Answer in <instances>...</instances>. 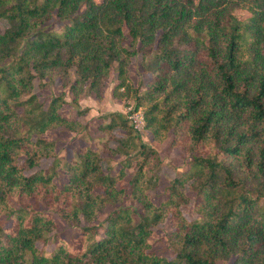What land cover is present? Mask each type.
<instances>
[{"label":"trees","instance_id":"trees-1","mask_svg":"<svg viewBox=\"0 0 264 264\" xmlns=\"http://www.w3.org/2000/svg\"><path fill=\"white\" fill-rule=\"evenodd\" d=\"M0 20V264H264V0H0ZM137 57L149 77L135 87ZM113 69L115 96L143 110L156 141L172 135L190 155L159 202L161 158L119 113L104 116V136L65 160L56 182L64 159L42 135L83 126L62 115V96L41 102L35 81L102 98ZM103 153L121 156L120 169L105 173ZM44 159L48 169L25 174ZM56 217L79 231L49 251ZM165 221L171 257L150 242Z\"/></svg>","mask_w":264,"mask_h":264},{"label":"rangeland","instance_id":"rangeland-1","mask_svg":"<svg viewBox=\"0 0 264 264\" xmlns=\"http://www.w3.org/2000/svg\"><path fill=\"white\" fill-rule=\"evenodd\" d=\"M95 1L100 3L102 0ZM249 14L250 13L246 10L236 12V15L242 18L247 17ZM7 27V22L5 20H0V31L3 32ZM139 58L140 57L133 58V64L131 65L132 84L135 87L139 86L142 81H145V79L149 77L147 75L140 76L136 72V64L139 61ZM74 77L75 75L72 73V78ZM116 84L117 76L115 69H113L110 78L106 83L102 98H97L94 94H83L78 99H74V96L69 92L68 87H65L59 81H55L44 88L39 87L38 82L35 81L34 93L39 97L41 102L48 106L53 97L62 96L65 100V103L61 107L62 115L68 119L79 121L83 126V128H80L77 132L63 128L49 130L42 135V138L56 143V154L64 159L57 167L60 177H57L56 182L61 184L66 180V173L63 168L65 160L72 159L81 147L96 145L97 139L104 136V132L101 130L104 116L109 113H119L126 117L133 127H135L134 125L138 126L137 132H139L143 143L155 149L161 158L162 163L159 171L160 186L157 190L151 192L155 198L154 201L159 202L167 197V186L169 183L189 170V162L191 160L190 155L182 148L171 146L172 135L162 142L156 141L152 134L145 129V123H140L143 110L140 109L139 111L134 112V102L132 100L126 102L115 96L114 88ZM142 91H144V88ZM113 134L115 137H118L124 133L119 129H115ZM108 146L111 149H115L117 143L114 139H111L108 142ZM102 156L104 161L101 165L105 173H108L111 170L115 172L120 169L122 165L121 161L123 160L121 156L109 153H103ZM52 161V159H44L38 167L26 171L25 174L31 175L38 170H46L51 166ZM133 172L134 167L126 168V178L120 183L123 187L127 189L129 188V181L132 178ZM184 191L189 197L190 202L182 207V212L186 219L191 220L196 217L194 210L196 194L191 192L187 185L185 186ZM125 205H131L130 201L127 200ZM108 213V210H104L100 214L97 223H103L108 216ZM56 221L59 224V228L58 231L51 234L53 240L47 245L49 251L53 249V241L56 240L57 237L69 240L73 234L79 231L78 227L69 226L57 217ZM169 230V221L159 224L158 227L154 229V233L150 237V242L153 243V250L158 254L171 257L172 253L168 250L166 242V234ZM36 246L41 250L44 245L41 242H37ZM234 260L235 257L226 261L218 260L217 264H234Z\"/></svg>","mask_w":264,"mask_h":264},{"label":"built area","instance_id":"built-area-1","mask_svg":"<svg viewBox=\"0 0 264 264\" xmlns=\"http://www.w3.org/2000/svg\"><path fill=\"white\" fill-rule=\"evenodd\" d=\"M140 123H141V124H144V123H145L144 115H143V114L141 115ZM134 126H135L134 129L136 128L135 130L137 131V130H138V126H136V125H134Z\"/></svg>","mask_w":264,"mask_h":264}]
</instances>
